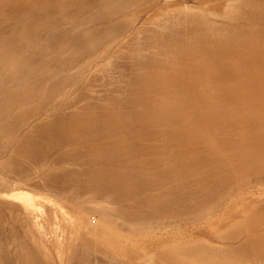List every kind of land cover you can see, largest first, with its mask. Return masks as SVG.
Listing matches in <instances>:
<instances>
[{
	"label": "rangeland",
	"instance_id": "obj_1",
	"mask_svg": "<svg viewBox=\"0 0 264 264\" xmlns=\"http://www.w3.org/2000/svg\"><path fill=\"white\" fill-rule=\"evenodd\" d=\"M215 1L219 5V2L223 0ZM232 2L234 3L236 0H232L231 3ZM241 2H243V6ZM170 3L181 4V6L193 5L199 7V9H197V7L194 8L196 10L192 9L193 12L190 11V13L192 12V15L187 14L194 18L197 17L195 20L196 22L186 21L189 23L188 26L186 25L187 23H178L179 25H176V20L175 24L172 25L173 23H171V21H174L172 14L175 13L176 10L174 11V9L176 6H171L172 9H170V5L168 7V4ZM237 5H241V8L240 11L239 9H236L235 11L233 9L235 14L232 13V9H226L229 12L228 14L227 12H223V4H221V6H219L220 8H217L218 14L212 15L208 11L210 4L200 0H0V52H2L0 53V173L2 172L0 175V189L6 187L7 182L4 177L10 178V175L11 177L13 176L15 164L20 165L25 162L21 158L14 157L12 160L13 163H7L5 158L19 143L21 138H29L28 127L31 124L33 113H36V116L43 117L54 108L64 109L65 112H68L71 108L65 107V100H68L70 97L76 104L72 108V112H78L80 107L87 105H94L93 107L95 109H107L115 113L137 109V107L135 108L134 102L136 101L135 97L139 92L137 91L138 86L135 80L141 76V74L133 65V59H137L139 62H145L149 59L164 61L168 57L167 54H171L172 52L171 58H175L179 62H188V64L190 63L189 65L194 66L196 69L207 68L210 65L209 69H212L209 59L206 62L205 60L198 58L196 55H189V57L186 53L187 48L186 50L182 49V52L181 50H178L177 52V49H179L178 46H176L177 44L188 45L193 39L187 32L182 34L183 32L178 31L179 28L183 27L191 26L195 29H204L208 27L211 31H229V33H227L228 31L226 32L227 34L224 32V35L213 34L212 36L208 33H203L197 36L200 41H204L205 39L216 41L220 35L226 36L242 33L251 36L250 41L245 40L246 42L240 41V43H238L237 52L240 53L237 54L243 59L239 66L240 72L239 70H226L224 72L226 74L239 73L237 78L241 80L238 81L240 86L218 88L217 85L214 86L213 83L206 81L207 76H204L203 80L199 79L201 74L198 72L195 81L193 80L189 83L188 80L181 77L174 79L171 85L168 84V86L160 91L165 98L169 99L168 102L173 100L169 105L159 106L151 104L148 107L171 110L182 108L207 109L209 105L204 106L198 103L196 104L195 101L189 100V97L200 93L204 94V96H209L222 92L228 95L238 96L241 99L238 104L229 103L228 105L216 106L220 109H230L237 117L239 115L243 120L240 126L242 127L241 131L235 135L245 134L247 132V123L252 124H249V126H252L250 127L252 129H249L248 133H251L253 130L258 133L264 131V0H258L255 3H250L249 0H237ZM162 9L165 12L162 11ZM167 11H169V14ZM151 12L153 13V16L151 15ZM163 13H167L172 17L166 22V25L163 28L159 26L156 28V22H158V20H163L164 18ZM156 14H161L163 16L158 17L159 19L156 17L153 21L152 18H155ZM167 14H165V16ZM193 14L195 16H193ZM238 14L240 17L237 16ZM148 17L152 20L150 21V18ZM221 17L223 19H221ZM144 19L146 21L148 20L149 24L152 22L151 28L154 26H152V24L156 23L154 26L155 29L163 34L167 35L169 33L168 35L174 36V33L176 32L179 39L176 36L175 37L178 42L154 41L149 44V42L145 41L143 38V35L147 33H145V30L138 32L140 33V36L134 35L135 29L141 24L143 28L149 25L147 24L148 22H143ZM197 21H200V23H197ZM168 23L169 25L167 26ZM213 23H215V26H217V24H222L225 27L223 28L222 25L217 26L218 29L216 30L215 27H213ZM149 27L150 25L147 28ZM175 29H178V32ZM133 36L136 39L134 38L132 40ZM127 40H132L134 43L132 41L130 43ZM138 40H140V43ZM219 40H221V38L218 39V41ZM123 43H126V46L123 45ZM186 47H188V50L191 49V46ZM167 49L170 50L169 53L167 52ZM113 52H118L119 57L117 63L120 62L119 64L113 60H111L113 61L111 64L109 58ZM125 52L127 56L125 55ZM194 53L197 54L198 52ZM135 56L137 57L135 58ZM120 57L122 60L119 59ZM171 61L172 62L164 61V63L166 62L167 65H170L173 68H178L180 66L173 59ZM104 62H107V64H103ZM115 66L118 69L115 68ZM114 68L118 71L114 70ZM245 71L246 73H244ZM126 72L133 74L130 75ZM261 72L263 75H260ZM123 74L128 77L130 75V77L128 78ZM106 77L109 78V80ZM117 77L120 78L118 79ZM99 78H101V80ZM123 78H127V82L124 81ZM106 80H108V82ZM129 81L132 82V85ZM127 83L131 86H128ZM125 85L128 86V88H126ZM133 85L136 87L134 86L135 88H133ZM250 87H254V90H250ZM99 89L100 91H98ZM129 89H131V91H129ZM142 92L145 91L142 90ZM127 95L129 97H127ZM242 100H245L247 104ZM257 100L260 101L261 105H257ZM248 101L250 103H248ZM100 103H104V106ZM251 110L259 112L256 119L255 116H252L251 118V114L253 113H251ZM253 119L255 120L253 121ZM254 122H257V124L253 125ZM40 123L45 124L47 122L44 120L40 121ZM243 128L246 129L244 130ZM221 137L227 138L224 134L221 135ZM101 139V136L100 138H96V140L92 142V146L96 141L101 142ZM44 143L45 150L41 153L43 155L41 164L36 167V169L38 168L37 170L35 169L28 173L30 175L31 172L30 176L33 179L41 178L42 174H58L67 170L69 173L71 171V173H73V171H77L78 173L79 171L82 172L89 166H98L106 169V171L108 170V172H114L117 171L120 162L126 163V155L124 153L109 151L102 157V159L101 157L94 158L93 160L90 159L91 161L86 159L88 162L81 166L70 162L67 159L61 160V158H58L60 160H58L59 162L54 161L51 162L50 165V154L53 151L56 154H60L66 147L61 146L59 148H54L48 141H45ZM257 145L252 147L254 148L253 150L257 148ZM237 147L238 149H235ZM239 147L241 149H239ZM233 148L234 146H231L232 151L229 146H226V150H224L225 152L222 151V154H220L221 157L217 155L220 162L221 160L223 161L221 163H226V165L229 166V162L231 163L234 160L232 163L234 164L235 157H231L234 156V154H237V150L242 151L240 154L245 152L244 155H247V146L235 145V148ZM229 149L232 152L229 151ZM203 151L204 154H207L205 150ZM113 152H115V154ZM227 154L228 157L226 158ZM250 155L248 158H245L249 164L244 159L246 161L245 165L248 168L245 167V165H241L244 161L243 159L240 164L238 163L239 165H236L237 169L240 171L245 168L243 171L245 172L246 170V177L244 176L246 173L243 171H241L242 173L236 171L233 176L239 180L236 181V178L233 176L228 177L229 182L228 180L225 182L227 183L226 189H224L225 192L223 190V188H225L224 182L223 184L219 183V185L221 184L220 189L218 184H213L219 189V191H217L218 194L223 190V193L218 195V198L217 196H213L217 190L215 187L213 188L210 186V188H208L207 186H203V188L200 186L201 188L199 187V189L198 186H193L194 188L190 186L193 190L199 189L202 195H195L196 197L193 196L196 198H194L195 201L190 197L191 194L186 196L182 195L186 198L181 197L183 201L179 198L176 202L181 203H176L177 206L175 205L176 207L174 208L177 211L180 209V211L176 212L171 208V212L174 210L177 215H175V212L171 213L169 210V214L167 212V214L164 213L166 217L168 215V219L163 213L158 214V216H148V218L144 217L141 219L138 218L140 222L137 221V219L129 220L127 218L119 217L112 212L111 208L103 207L97 203L98 197L94 190H88V192L86 191L88 189L86 186V190H84L85 188L82 189L84 186H74L75 184L73 182H71L72 185H70V181L66 179L67 187L69 186L71 189L68 187L69 189L67 191L66 188L65 194L71 197L75 194L78 195L75 191L79 189L80 196H76L78 203L80 205L92 207L91 210H88L82 206L78 211L76 210L75 213L80 215H85V213H87L91 216L90 218L96 219L100 222L103 229L119 234L121 242L129 243L128 250L125 253L112 250V246L109 245L111 242L104 238L99 239L96 231H94V222L87 218V225L91 231L89 232V235L82 236V239L86 241L87 248L85 250L86 255H84L85 253L82 254L83 261L81 260L80 262L82 264H190V262L184 261V259H173L169 253L176 248L191 246L196 249L201 247L204 250L212 251L214 256H216V259L214 258L215 260L213 261L196 264H264V255H262L263 257L258 258L256 247L250 249V247L247 246V239H251L258 231H264V156L259 159L257 156H253V153ZM85 158H87V156H85ZM229 158H231L232 161H228L227 159ZM248 165L251 166V169H249L250 167ZM240 166H242V168ZM247 170L253 171V173ZM10 172L12 173L10 174ZM68 172L66 173L68 174ZM173 173L175 176L170 175L172 176L170 177L168 175V179L166 178L169 183H159V185L157 184L155 186V182L153 183L154 185L151 184L153 187L149 185V188L151 189H149L148 186H145V188L140 189L139 192L137 190L134 196L140 198L144 196V194L149 193L160 195L162 191L167 190L168 186V188L171 189L170 185L177 189L184 188L187 189V191L191 190L188 187L180 186L179 182L181 179L179 180V178L181 177H179L177 173ZM204 173L203 175H205ZM236 173H238L237 176ZM230 179H232L233 182ZM2 180L5 182L3 183ZM41 181L45 182L42 178ZM64 186L66 185L64 184ZM72 187L74 188L72 189ZM202 188L206 194L203 192ZM211 189L213 191H211ZM80 190L82 192H80ZM195 190L194 193L197 191ZM208 190L210 191L206 192ZM28 191L31 195L37 198L40 203L44 204V206L41 207L42 216L40 221L42 223V228L46 231L44 240L52 247L51 257L53 258L51 259L50 257V260L49 258H47V260L43 258L42 250L39 249L36 243L32 240V236L37 239V234H34L31 228L19 223L14 211H11L6 206L0 205V264H29V256L38 257L42 263L69 264L67 257L70 250L65 249L61 253V251H57L54 247L55 237L57 239L61 237V227L68 228L66 220H63L61 217L62 211L58 207V204L60 203L56 201L55 197L49 195L50 193H46L45 189ZM84 191L85 194L82 195ZM212 192L213 195L211 194ZM210 196L215 197V200L209 203L211 198L214 199L213 197L210 198ZM200 197L201 199H199ZM62 198L63 201H67L66 197ZM187 198H189L191 202L194 201V205L193 202L190 203ZM184 199L186 200L184 201ZM196 201L197 204L203 201L204 208L206 203L209 204H207L208 206L204 209L203 206L200 205L202 202L198 204L201 206L200 208V206H196ZM205 201L206 203H204ZM188 203L191 204V207ZM61 204L63 203L61 202ZM69 206L77 207L76 204H70ZM190 209L194 210L193 213L195 212V214H192V210ZM195 210H197V212ZM198 210L201 212H198ZM174 215L178 218L174 217ZM127 221H129V223ZM252 227H254V230H252ZM149 239H153L154 242L144 248L141 242ZM245 239L247 242H245ZM129 240L131 242H129ZM94 242H96V244H94ZM244 242L246 244H244ZM69 243L72 247L78 245V241L75 239L69 240ZM246 252L249 256L246 255ZM60 253L62 256H59ZM245 255L247 257H245ZM255 258L258 259L255 260Z\"/></svg>",
	"mask_w": 264,
	"mask_h": 264
},
{
	"label": "bare ground",
	"instance_id": "obj_2",
	"mask_svg": "<svg viewBox=\"0 0 264 264\" xmlns=\"http://www.w3.org/2000/svg\"><path fill=\"white\" fill-rule=\"evenodd\" d=\"M200 1H204L205 3L208 2L210 4L208 11L212 15L218 14L217 8H220L219 6H221V4H223L222 11L227 12V14L229 12L226 9H229V10L232 9V13H234L233 9H234V11L236 9L237 10L239 9V11H240V8H241V5L240 6L237 5V0H236V2H234L235 4L233 2L231 3L232 0H223V1L219 2V5L217 4V2L215 0H200ZM249 1H250V3H255L258 0H249ZM241 3L243 6L244 5L243 2H241ZM169 5H170V7H169ZM171 6L172 7L176 6L174 9V11L175 10L176 11H175V13L172 14L173 19H174V21H171V23H173L172 25L175 24L176 20H177L176 25L178 23L184 24V23L192 22V21L196 20L197 17L194 18V17H191L187 14L192 15V12H193L192 9L196 8L197 6H193V5H191V6L190 5H182L181 6V4L179 5L177 3L168 4V7L170 9H172ZM251 6H252V4H251ZM245 7H247V6H245ZM197 9H199V7H197ZM194 10H196V9H194ZM224 10H226V11H224ZM162 11H164V10L162 9ZM190 11H192V12L190 13ZM168 12L169 11H167V13ZM167 13H165V14H167ZM165 14H164V16L161 14H160L161 16L159 14H156L159 16L155 15V18H152L153 13L151 14L152 15L151 18L153 19V21H154V19H156V17L157 18L162 17V16L164 17L163 20H160V21L158 20L159 18L157 19L158 22H156L157 23L156 28H157V26L163 28L166 25V22L171 19L172 16L170 17L168 15L169 13L167 14L168 16L167 15L165 16ZM234 14H232V15H234ZM196 15H197V11H196ZM193 16H195V15L193 14ZM221 16H223V15H221ZM237 16L240 17L239 14ZM148 18H150V17H148ZM151 18L149 19L150 21L152 20ZM221 19H223V18L221 17ZM144 20H143V22H148V20L147 21L146 20L144 21ZM198 22L200 23V21H197V23ZM151 23L150 24H149V22L147 23L150 25V27H149L150 29L147 28L149 25H147V27H145V28H143L142 24L140 26H138L135 29L134 35H139L140 34V33H138L139 31L145 30V33L146 32L147 33L143 35L144 37L143 36L142 37L145 39V41L149 42V44L151 42H154V41H157V42L158 41H160V42L173 41L175 43L178 42V40L176 39V37L178 36L176 34V32L174 33L175 34L174 36L168 35L169 33L167 35L163 34L162 32H159L157 29H155L154 26L156 23L152 24V26L153 25L154 26L151 28ZM188 24L189 23H187L186 25L188 26ZM213 24H214L213 27H215L216 30L218 29L217 26L222 25V24L221 25L217 24V26H215V23H213ZM168 25H169V23L167 24V26ZM144 26H146V25H144ZM222 27L224 28L225 26L222 25ZM178 31L183 32L182 34H184V32H187L190 35V37L193 39L190 41V43H188V45L177 44L176 46H178V48H179V49H177V52H178V50H181V52H182V49L186 50V48H187L186 53L188 56L189 55H194V56L196 55L198 58H200L201 60L203 59L206 62L209 59L211 66H212V69H209L210 65L207 68L196 69L194 66L189 65L190 63L188 64V62L187 63L186 62L185 63L179 62L177 59L171 58L172 52L170 54L169 49H167V52L169 54L166 53L168 55V57L164 61L172 62L171 60L173 59L177 64L180 65L178 68H173L170 65H167V63L166 62L164 63L163 60L161 61V60L149 59L148 61L146 60L145 62H139V61H137V59H135V60L133 59V65L135 66L136 70H138V72L141 74V76H139L135 80L136 84L138 86L137 91L139 92L138 95L135 97L136 101L134 102L135 108L137 107V109L126 110V111L124 110L125 112H116L115 113V112H113L111 110H107V109L106 110L105 109L104 110L98 109V108L95 109L93 107L94 105L93 106L87 105V106L80 107L78 112H72V108L76 104L74 103L73 100H71V97L70 98L68 97L70 100L69 99H68L69 101L65 100V107L71 108L70 111H68V112H65L64 109L54 108L53 110L46 113L43 117H39L38 115L36 116L35 115L36 113H33V118L31 119V124L28 127V131H29V135H30L29 138L28 137L27 138L26 137L21 138L19 143L12 149V151L5 158L7 163L8 162L11 163L14 157H18L19 159L21 158L25 162L20 164V165L15 164V166H14L15 170L13 169L14 174L12 177H11V175L9 176L10 178L4 177L6 179L5 181L7 183H6L5 188L0 189V205L6 206L11 211H14L16 218H18V222L22 223L24 226H26L28 228H31L32 232L34 234H37V236H38L37 239H35V237L32 236V240L36 243L37 247L42 250L41 251L42 257L45 258L46 260H47V258H49V260H50V257L52 255V247L49 246L47 244V242L44 240L45 235H46V231H45V229L42 228V223L40 221L41 216H42L41 215V212H42L41 207L44 206V204L40 203V201L37 198H35L33 195H31L28 190L32 191V190L45 189L46 193H50L49 195H52L53 197H55L56 201L58 203H60V204H58V207L62 211L61 217L63 218V220H66L68 228L61 227V233H60L61 237H59L58 239L55 237V246L54 247L57 251H61V253L65 249H69L70 253L68 254L67 261L69 262V264H79V263H81L80 261L83 258L82 254L85 253V250L87 248L86 241L84 239H82V236L83 235H89L90 234L89 232L91 231L89 229V226L87 225V223H88L87 218L91 219L94 222V231H96V234L99 236V239L104 238L105 240L111 242V243H109V245L112 246V247L110 246L112 248V250H114L116 252H120V253H125L128 250V244L129 243L121 242V240L119 238V234H116L115 232L103 229L101 227V223L98 222L96 219L90 218L91 216L88 215L87 213H85V215H80V214L75 213L76 210L78 211V209H80L82 206H83V208L88 209V210H91L92 207L80 205L78 203L76 196H80L79 195L80 193L78 191L79 189H77L75 191V193H78V195L75 194L74 196L71 197V196H68L65 194L66 188H67V191L70 188L69 186H68L69 188L67 187V183H66L67 180L66 179H68L70 181L69 182L70 185H72L71 182H73L75 184L74 186H76V185L84 186L82 189H84L86 186L88 188L87 190H86V188L84 189L86 191H88V190L93 191L94 190L97 194V197H98L97 203L103 207L105 206V207L111 208L112 212L115 215H117L119 217L127 218L129 220H132V219L136 220L137 219V221L140 222V220H138V218L139 219L144 218V217L148 218V216H158V214H162V213L164 214L166 212L168 213L169 211L171 212V210H172L171 208L174 209L177 206L176 203L177 204L181 203V202H179V203L176 202L179 198L181 201H183L181 199V197H185L186 195L191 194L190 197H192V199H194L196 197L195 195H202L199 189L203 186H207L208 188H210V186H211L214 188L215 186L213 184L219 185V183L223 184V182L224 183L227 182L228 177L235 175L236 171H238V173L239 172L242 173L241 171H243L245 168L243 170L241 169V171H240L239 169H237L236 165H239L241 161H243L245 158H248V156L251 153H253V156L254 155L257 156V158H259V159H260V157L262 158L264 156V146H263V144H264V131H261L258 133L255 130H253L251 133H248V130L249 129L251 130L252 128H250V127H252V126H249L250 123H247V132H246L247 134L245 133V134L235 135V134L239 133V131H241L242 127H240V126H241V123L243 122V120L241 119V117L239 115L237 117L234 114V112L231 111L230 109L217 108L218 106L228 105L229 103H235V104L240 103L239 100H241V99L238 96L228 95L226 93L221 92L219 94L209 95V96H204V94L200 93V94H196V95H191L189 97V100L195 101L196 104L198 103V104H201L204 106L209 105L210 108L208 107L207 109L206 108H200V109L182 108V109L171 110V109H165V108L164 109L163 108L154 109V108L148 107L151 104H155V105H159V106L169 105L171 103V101H173V100L168 102L169 99L165 98L164 95L160 93V91L164 87L168 86V84L171 85V83L174 81V79H178L181 77L182 78L184 77L185 80H188L189 83H191V81L196 80L195 77H196V74L198 72L201 74L199 79L203 80V77L207 76L206 81H208L209 83H213L214 86L217 85L218 88L233 87V86L239 87L240 86L238 81H241V80H239L237 78L238 77L237 75L239 73L238 74H226L224 72L226 70L227 71H229V70L238 71L239 70L240 63L243 59H241V57L237 54V53H240V52H237L238 43H240V41H245V40L250 41V39H251L250 35H245V34L241 33V34H237V35L232 34V35L223 36L228 30L227 31L224 30V32H225L224 33L223 31H220V32L219 31L217 32L215 30L211 31L208 27L204 28V29H201V28L195 29V28H192L191 26L179 28ZM143 32H141V33H143ZM203 33H205V34L208 33L210 36H212L213 34H216V35L223 34V35H220V37L218 39L221 38V40L218 41V39H217L216 40L217 42L215 40L213 41L211 39H209V40L205 39L204 41H200V39H198L197 36L201 35ZM227 33H229V31ZM134 38L135 37L133 36L132 40ZM127 41L131 43V41H129V40H127ZM138 41L140 43V40H138ZM141 43H142V41H141ZM125 44L123 43V45H125ZM144 44H145V42H144ZM204 44H206V45H204ZM228 44H229V46H228ZM186 46H191V49L188 50V47H186ZM139 47H141V46H139ZM225 47H227V48H225ZM177 52H176V54H177ZM194 52H198V53L196 54ZM0 53H2V52H0ZM125 55H126V52H125ZM241 55H242V53H241ZM120 56H121V54H120ZM118 57H119L118 52H113L111 54L109 60L110 61L113 60L114 62L116 61V63H117ZM131 57H134V56H131ZM136 57L137 56H135V58ZM119 59L122 60L121 57ZM144 59H145V57H144ZM113 61H111V64L113 63ZM135 62H136V64H135ZM119 63H117V64H119ZM103 64H107V62L106 63L104 62ZM102 67H104V66H102ZM115 68H117V67L115 66ZM115 68H114V70H116ZM105 71H106V69H105ZM116 71H118V70H116ZM239 72H240V70H239ZM126 73L130 74V72H126ZM244 73H246V71ZM248 73H249V71H248ZM131 74H133V73H131ZM263 74L261 72L260 75H263ZM104 75H107V74H104ZM123 75H125V74H123ZM130 75H129V77H130ZM101 77H102V75H101ZM126 77H128V76H126ZM104 78H105V76H104ZM104 78H102V79H104ZM113 78H114V76H113ZM99 79L101 80V78H99ZM107 79L109 80V78H107ZM108 80H106V81L108 82ZM126 80H127V78L124 79V81H126ZM117 81L120 82L119 80H117ZM130 81H129V83L131 84L132 82H130ZM107 82H106V84H107ZM129 83H127V85ZM102 84H100V85H102ZM112 85H114V84H112ZM131 85H128V86H131ZM128 86L125 85L126 88H128ZM134 86L135 85H133V88L136 87V86L135 87ZM253 88L250 87V90ZM104 89H106V88H104ZM108 89H109V87H108ZM122 89H120V90H122ZM142 90H144L145 92H142ZM98 91H100V89ZM129 91H131V89H129ZM245 94H247V93H245ZM121 96H122V94H121ZM127 97H129V96L127 95ZM129 101H131V100H129ZM242 101L245 102V100H242ZM120 102H122V101H120ZM120 102H119V104H120ZM248 103H250V102L248 101ZM91 104H92V101H91ZM100 104H102V103H100ZM128 104H130V103H128ZM257 105H261L260 101H258V100H257ZM246 106H248V105H246ZM211 107H214V108H211ZM244 109H245V107H244ZM37 112H38V110H37ZM251 113H252L251 118H252V116H255V119H256V116L258 117V115H259V112L256 110H253V111L251 110ZM245 114H242V115H245ZM243 119H244V117H243ZM255 119H253V121ZM44 120L47 123L41 124L40 121H44ZM256 124H257V122L253 123V125H256ZM250 125H252V124H250ZM261 130H263V129H261ZM242 132H243V130H242ZM223 134L228 139L221 137V135H223ZM100 136L102 137L101 142L96 141L95 144L92 146V144H93L92 142H94L96 140V138H100ZM45 141H48L50 143V145L54 148H56V147L59 148L61 146L66 147L65 150L62 151L60 154H56V153H54V151L51 154L49 153L51 155V159L49 160L50 165H51V162L58 161L59 160L58 158H61V160L67 159L68 161L76 163L77 165L81 166V165L85 164L86 162L93 160L94 158L101 157V159H102V157L109 151H115V152L117 151V153H119V152L124 153L126 155V163L120 162L117 171H114V172H111L110 170H109L110 172H108V170L106 171V169H103V168L98 167V166H94V167L89 166L87 168L85 167L86 169H84V167H83L84 170L79 168L83 171L82 172L79 171L78 173H77V171H73V173H71L72 172L71 170H70L71 172L69 173L67 170L64 172L65 173L68 172V174L67 173L65 174L64 172L58 173L59 171L57 172L58 174H55L54 172H53L54 174H52V173L42 174L41 178L46 182L45 183V182L41 181V178L33 179L30 176L31 172L33 170H35L36 167H38L41 164V160H43V157H42L43 155L41 153H43V150H45V148H44V144H45L44 142ZM235 145L247 146V155H244L245 152H243V154L242 153L240 154V152H242V151L237 150L238 151V152L236 151L237 154H234V156L231 157V158L235 157V163L234 164H232L234 162V160L231 163L229 162V164H228L229 166H227L226 163H221L223 161L221 160V162H220V160L218 159L219 158L218 156H220V154H222V151L226 150L225 149L226 146L227 147L229 146V148L231 149V146H234V148H235ZM254 145H257V148H255V150H253L254 148H252V147H254ZM230 149H229V151L232 150V149L231 150ZM235 149H238V147ZM239 149H241V148L239 147ZM203 150H205L207 152V154H204ZM115 152H113V153L115 154ZM163 152H166V153H163ZM223 155H225V154H223ZM85 156H87V158H85ZM242 156H243V158H242ZM250 156H252V155H250ZM88 157H89V159H88ZM106 157H104V158H106ZM227 157H228V154L226 155V158ZM56 158H57V160H56ZM222 158H224V157H222ZM231 158H229L230 160L229 159H227V160L232 161ZM251 160H253V159H251ZM251 160H249V161H251ZM263 160H264V158H263ZM244 161H243V163H241L242 166H244L246 164L247 160L245 162ZM236 162H237V164H236ZM248 164H249V162H248ZM242 166H240V167L242 168ZM248 166L250 167L249 169H251V166L250 165H248ZM245 167H247V166L245 165ZM76 169H78V168H76ZM29 171H31L30 175L28 174ZM247 171H249V170H247ZM173 172L177 173L179 175V177H181V178H179V180L181 179V181L179 182V185L186 187V188L188 187L191 190L187 191V189H184V188L177 189V188L173 187L172 185H170L171 189H173V190L168 188L169 187L168 186L167 190L162 191L160 195L149 193V194H144V196H142L140 198H137L136 196H134V194L137 190L139 192V190L142 188H145V186H148V188H149V185H151L155 182H156L155 186L157 184L159 185V183H162V184H164L166 182L169 183L166 180V178L168 175L169 176L170 175L175 176ZM249 172L253 173V171H249ZM1 173H0V175H1ZM11 173L12 172H10V174ZM203 173L205 175H203ZM238 173H236V176ZM244 173H246V170ZM63 174H65V175H63ZM249 174H251V173H249ZM8 175H9V173H8ZM242 175H240V176H242ZM246 175H247V173L244 176L246 177ZM66 176H67V178H66ZM170 177H172V176H170ZM233 177L236 178L235 176H233ZM241 178H243V177H241ZM230 180L232 181V179H230ZM238 180L239 179L236 178V181H238ZM5 181H3V183ZM175 181H176V179H175ZM171 182H172V180H171ZM228 182H229V180H228ZM232 182H230V183H232ZM64 184L66 186H64ZM162 184H160V185H162ZM175 184H173V185H175ZM221 184L218 186L219 189H220ZM226 184L227 183H225V185H224L225 188H223V190L226 189ZM1 185H2V183H1ZM153 185H151V186L153 187ZM190 186L191 187H193V186L197 187L198 186V188L200 186L201 187L199 189H196L197 191L194 189L196 191V193H194V190ZM73 188L74 187H72V189ZM215 188H217V187H215ZM149 189H151V188H149ZM212 189H211V191H213ZM219 189L218 188H217V190L214 189V190H216L214 193L215 195H213V192L211 194L215 197L217 196V198H218V195L223 193V190H221L222 192L220 191V194H218L217 191H219ZM209 191L210 190H208L206 192H209ZM80 192H82V191L80 190ZM203 192L205 193L204 189H203ZM224 192H225V190H224ZM83 194H85V191L82 193V195ZM208 194H207V196H208ZM182 195H185V196H182ZM193 196H195V197H193ZM213 196H210V198ZM62 197H66L67 201L66 200L63 201ZM187 197H189V196H187ZM215 197H213L214 199L211 198L212 200L210 198H206V199H210V201H209V203H210L211 201L215 200ZM187 199H189V198H187ZM195 199H194V201H195ZM199 199H201V197ZM185 200L186 199H184V201ZM189 201H190V199H189ZM194 201H192L193 205H194ZM203 201H201L202 204H200V205H202L204 208ZM61 202L63 204H61ZM192 202L190 201V203H192ZM201 202H199V203H201ZM204 203H206V201ZM209 203L205 204L206 205L205 208L208 206L207 204H209ZM70 204H76L77 207L75 208V206H69ZM196 204H197V201H196ZM198 204L196 206L199 207L200 205H198ZM188 205L191 207V204L188 203ZM184 207H183V209H184ZM200 208H201V206H200ZM183 209H181V210L183 211ZM174 210L176 212L180 211V209L178 211L176 209H174ZM174 210L172 212H175ZM190 210H192V209H190ZM200 210H198V212ZM193 211L194 210L191 211L192 214H195V212L193 213ZM195 211L197 212V210H195ZM176 212H175V215H177ZM183 212H185V211H183ZM191 212H190V214H191ZM186 214L188 215L187 212H186ZM175 215H174V217H176ZM164 216H165V214H164ZM164 216H163V218H164ZM166 218L168 219V215ZM176 218H178V217H176ZM95 221H97V222H95ZM127 222L129 223V221H127ZM167 224H168V222H167ZM148 227H150V226H148ZM252 230H254V227H252ZM71 239L77 240L78 245L72 247L69 243V240H71ZM247 241H248L247 246H249L250 249L256 247L258 258L263 257L262 255H264V231H258L255 236H253L251 239H247ZM247 241L245 239V242H247ZM97 242H100V241H97ZM129 242H131V241L129 240ZM152 242H154V240L149 239V240H145V241L141 242V244L145 248V247H148ZM245 242H244V244H246ZM94 244H96V242H94ZM61 253L59 254V256H62ZM169 254L173 259H175V258L176 259H184V261H188V262H190V264L191 263H194V264L204 263V262L213 261L216 259V256H214L212 251L204 250L201 247H199L198 249L191 247V246L176 248V249H173ZM249 254H250V252H249ZM84 255H86V253ZM246 255L249 256L248 253ZM246 255H245V257H247ZM52 258L53 257H51V259ZM28 259H29V264L30 263H32V264H49L47 262L42 263L39 260V258L35 257V256H33V257L29 256ZM257 259L255 258V260H257ZM238 260H239V258H238ZM86 262H89V261H86ZM225 262H227V261H225ZM252 262H250V263H252Z\"/></svg>",
	"mask_w": 264,
	"mask_h": 264
}]
</instances>
